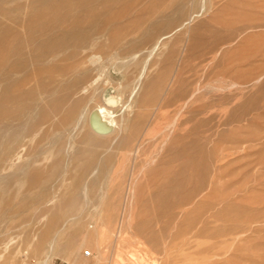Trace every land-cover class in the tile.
<instances>
[{
    "label": "rangeland",
    "instance_id": "374dc122",
    "mask_svg": "<svg viewBox=\"0 0 264 264\" xmlns=\"http://www.w3.org/2000/svg\"><path fill=\"white\" fill-rule=\"evenodd\" d=\"M63 1L104 32L0 116V264H264V0Z\"/></svg>",
    "mask_w": 264,
    "mask_h": 264
},
{
    "label": "bare ground",
    "instance_id": "6f19581e",
    "mask_svg": "<svg viewBox=\"0 0 264 264\" xmlns=\"http://www.w3.org/2000/svg\"><path fill=\"white\" fill-rule=\"evenodd\" d=\"M107 1L110 4L112 2H114V3L118 2V0H107ZM54 4H56V5H54ZM93 5H94V3L68 4V2H65L63 0H40L34 6L30 7V13L31 14L30 15L26 14L29 17L28 20L25 19L26 21L23 20V18L25 16H20V13L16 11V9H18V7L16 9H12V10H5L4 8L3 9L0 8V116L6 115V116H10V118L12 117L14 119L21 120L23 118H27L28 116H32L33 111L36 110L35 107L37 105H35L36 104L35 99H37V98H35V97L33 98L34 92L25 91L24 89H23L24 90L23 91L21 89V83L24 81L25 76L27 75V74H24V72L26 71L27 68H29L28 67L29 63H32V66H33V63L38 64L39 62H41V64H42V61H44V63L45 62L47 63L49 60L54 59L53 57H55V56L57 57L59 55L58 57H63L67 60L78 58L80 61H82V66H84L86 64V62L84 61V58L81 57V54L85 55V53H83V52L89 48L87 43L90 40V38L92 37L91 35H94V34L99 35V32H101V33L104 32L102 27L99 26V22H98L99 21V19H98L99 14L96 10L97 8H93ZM123 5H124V3H123ZM123 8H124V6H123ZM99 9H100V7H99ZM100 10H102V9H100ZM47 11H50L51 14H54V15H52L49 18L50 15L48 13H46ZM103 11H105V10H103ZM82 13H84V15H82ZM120 14L118 16H120ZM104 17H105V15H104ZM25 18H27V17H25ZM114 18H117V16H115ZM83 20H84L85 24L81 25ZM102 20H103V18H102ZM130 26H131V24H130ZM251 27H253V26H251ZM19 28H21V30H18ZM248 28H249V26H248ZM245 29H247V28H245ZM241 31H242V29H241ZM119 35H120V33H118V32L117 33L112 32V37L114 39H118ZM95 41L97 44L98 40H95ZM117 41H115V42L117 43ZM92 46H93V44H92ZM92 46H91V48H92ZM86 52H87V50H86ZM49 62H52V61H49ZM46 63H45V65L48 66L49 64L48 63L46 64ZM59 65H62V64H59ZM70 65H71V63H70ZM57 66L58 65L54 66L52 64V66H48L47 68H44V69L50 71ZM40 67H41V65H40ZM42 68H43V64H42ZM74 68L75 67H73L72 69H74ZM78 68H76V69H78ZM86 69H87V67H86ZM86 69L84 68L83 70H86ZM65 70H67V69H65ZM87 70H90V69L88 68ZM84 72H86V71H84ZM40 73H42V72H40ZM79 74L80 73H78V75ZM85 74L88 75V72H86ZM58 75H60V74L58 73ZM61 75L65 76L66 74H61ZM67 76H68V74H67ZM73 76H74V74H73ZM71 79H72V77H71ZM63 80L61 82H63ZM66 81L68 82V79ZM62 90H64V89H62ZM15 92H17V93L19 92L20 94H17ZM195 92H197V90H195ZM70 95H71V93H70ZM27 99H29V100L31 99L33 107L28 108L26 105L23 104V102ZM11 103H12V106L9 105ZM111 103H113V102H111ZM111 103H109V104L111 105ZM27 104L29 105V103H27ZM38 105H39V103H38ZM202 112H205V111H202ZM14 119H13V122H14ZM121 121H123V120H121ZM20 124H22V126L25 125L24 123H20ZM5 125H6V123H5ZM94 125L95 124L92 123V126H91L92 129L91 130H93L95 133H104V132L110 131L111 129H113V131H112V133H113L116 130L114 128L117 127L116 122L113 119L111 120V123H109L108 125H104V126L102 125L100 127V129L98 128V130L95 128ZM7 127H6V129H7ZM10 128H8L7 131ZM11 129H13V128H11ZM119 130H120V128H119ZM167 130H168V128H167ZM17 132H15L13 134L11 133V136L4 142L3 147L5 149L7 148L6 145H7V143H9V141H13V142L16 141V139L18 138V134H19V133L17 134ZM106 135H107V133H106ZM0 140H2L1 135H0ZM3 149H2V151H3ZM133 149H135V148H133Z\"/></svg>",
    "mask_w": 264,
    "mask_h": 264
},
{
    "label": "built area",
    "instance_id": "2783aa9c",
    "mask_svg": "<svg viewBox=\"0 0 264 264\" xmlns=\"http://www.w3.org/2000/svg\"><path fill=\"white\" fill-rule=\"evenodd\" d=\"M84 254H85V252H84ZM89 255V253L88 252H86V256H88Z\"/></svg>",
    "mask_w": 264,
    "mask_h": 264
}]
</instances>
